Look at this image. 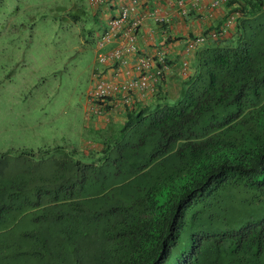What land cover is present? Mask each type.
Listing matches in <instances>:
<instances>
[{
    "label": "trees",
    "instance_id": "1",
    "mask_svg": "<svg viewBox=\"0 0 264 264\" xmlns=\"http://www.w3.org/2000/svg\"><path fill=\"white\" fill-rule=\"evenodd\" d=\"M224 2L96 146L0 166V264H264V0Z\"/></svg>",
    "mask_w": 264,
    "mask_h": 264
},
{
    "label": "rangeland",
    "instance_id": "2",
    "mask_svg": "<svg viewBox=\"0 0 264 264\" xmlns=\"http://www.w3.org/2000/svg\"><path fill=\"white\" fill-rule=\"evenodd\" d=\"M92 9L88 0H0V166L5 176L28 152L47 157L43 170L49 172L60 151L96 146L106 123L96 120L88 102L103 65L96 51L103 21ZM110 118L118 122L121 116Z\"/></svg>",
    "mask_w": 264,
    "mask_h": 264
},
{
    "label": "built area",
    "instance_id": "3",
    "mask_svg": "<svg viewBox=\"0 0 264 264\" xmlns=\"http://www.w3.org/2000/svg\"><path fill=\"white\" fill-rule=\"evenodd\" d=\"M106 0H88L91 7H97ZM184 12V0H175ZM200 0H196V5ZM224 2L225 0H221ZM220 0H213L212 6H217ZM143 0H126L116 7L104 20V28L96 42L97 60L109 66V74L97 72L94 83L88 94L90 111L105 123L110 113L122 105L130 107L136 101L148 98L156 90V85L162 75L169 70L164 53L156 56L140 53L138 47V29L142 25ZM149 17L156 24L164 23L167 16L157 8L148 11ZM234 23V15L226 19V25ZM211 39L217 33H211ZM206 40L204 35H196L186 42L184 52L190 54L198 45ZM112 45L110 48L104 47ZM187 61H182V73L185 74Z\"/></svg>",
    "mask_w": 264,
    "mask_h": 264
},
{
    "label": "crops",
    "instance_id": "4",
    "mask_svg": "<svg viewBox=\"0 0 264 264\" xmlns=\"http://www.w3.org/2000/svg\"><path fill=\"white\" fill-rule=\"evenodd\" d=\"M126 0H106L101 5L93 7L92 14L102 19L104 28L105 18L113 12V10ZM143 16L142 25L138 29V47L140 53L156 56L157 53H164L167 61L171 65L179 68L181 61L186 56L184 49L186 42L196 36L204 35L206 41H211V33H217V37H227L232 33V27L226 25V19L231 14V6H227L225 2L220 0L215 7L212 6L213 0H200L194 5L196 0H184V12L176 4L175 0H143ZM157 8L160 13L167 16L164 23L156 24L148 11ZM216 37V38H217ZM112 45L106 46L110 48ZM109 66L102 65L99 73L109 74ZM124 108L118 105L110 114L116 116L120 114V121H123ZM115 114V115H114ZM99 117L96 116L98 121ZM96 121V122H97ZM94 128H101L94 123ZM92 127V126H91Z\"/></svg>",
    "mask_w": 264,
    "mask_h": 264
}]
</instances>
